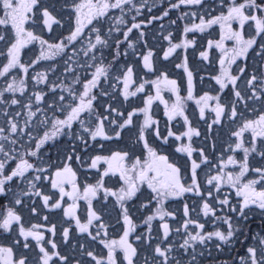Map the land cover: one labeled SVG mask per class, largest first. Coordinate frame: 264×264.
Here are the masks:
<instances>
[{
	"label": "snow or ice",
	"instance_id": "6c2138e0",
	"mask_svg": "<svg viewBox=\"0 0 264 264\" xmlns=\"http://www.w3.org/2000/svg\"><path fill=\"white\" fill-rule=\"evenodd\" d=\"M0 201V264H264V0H0Z\"/></svg>",
	"mask_w": 264,
	"mask_h": 264
},
{
	"label": "flooded vegetation",
	"instance_id": "af4514ba",
	"mask_svg": "<svg viewBox=\"0 0 264 264\" xmlns=\"http://www.w3.org/2000/svg\"><path fill=\"white\" fill-rule=\"evenodd\" d=\"M206 2H210V0H206ZM146 3L148 5H151V4L155 3L157 8H161V7L166 6L167 0H165L164 4H161L160 0H146ZM147 11H148L147 9L142 10V13H146ZM152 14L158 15L159 13L156 12L155 10H153ZM213 14H215L214 11H213ZM175 15L176 14H173L172 18H175ZM160 23L165 25V26H167L168 21H167V19H165V20H161ZM180 23L182 24L183 21H181ZM214 28L216 29V31H218V26H214ZM168 30H173V29H168ZM148 31L151 32V33H154L157 36L161 35V30H160L159 27L156 26V22H154L152 26H149ZM201 38H203V34H201L200 37H198V39H201ZM211 38L215 39V38H218V36L214 32ZM203 42L206 44V38H204ZM178 51H180V50H178ZM189 52H190L191 62L193 64H196L197 67H200V65L198 64V60H199L198 51L195 54H191V46H190ZM191 103L192 102H190V104ZM162 108H163V106L161 105V109ZM161 115H162V112H161ZM55 151H56V149L54 147L52 149V152L55 153ZM0 202H2V201H0ZM250 216H251V219H250L249 223L251 224V227L253 229H256L257 227H259L261 225V216H260L259 212H257L255 215H252L250 213ZM239 248H240V245H236V248L232 250L231 255L232 256H236L237 255V251L236 250L239 249ZM241 254H242V252H241ZM228 258H229V256H228L227 252L224 253V254H220V253L216 252L215 250H213L212 251V256L208 257V261H211L213 259H215L216 261H219L221 259H228ZM208 261H205V264H208Z\"/></svg>",
	"mask_w": 264,
	"mask_h": 264
}]
</instances>
